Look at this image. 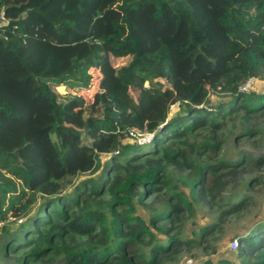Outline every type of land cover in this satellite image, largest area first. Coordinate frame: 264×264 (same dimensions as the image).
Here are the masks:
<instances>
[{
    "label": "trees",
    "instance_id": "16d2710c",
    "mask_svg": "<svg viewBox=\"0 0 264 264\" xmlns=\"http://www.w3.org/2000/svg\"><path fill=\"white\" fill-rule=\"evenodd\" d=\"M91 70L90 102L64 93L87 89ZM252 79H264V0H0L1 263L213 254L252 205L241 188L264 178V154L242 146L263 135ZM196 206L209 221L182 237ZM232 241L235 259L214 264H264V219Z\"/></svg>",
    "mask_w": 264,
    "mask_h": 264
},
{
    "label": "rangeland",
    "instance_id": "374dc122",
    "mask_svg": "<svg viewBox=\"0 0 264 264\" xmlns=\"http://www.w3.org/2000/svg\"><path fill=\"white\" fill-rule=\"evenodd\" d=\"M127 58H111V63L114 66L121 65L125 63ZM92 80L90 82V85L87 89H81L76 90L72 89L68 86H65L63 88L64 93L69 94H75L81 96L86 102H90L92 100L93 93L95 92L97 88V72L91 70ZM250 82V86L249 83ZM248 83L245 84L246 89H249L250 87L259 89L264 88V79H252ZM54 92L62 94L63 90L60 88V85L53 88ZM225 96H216L211 95L210 96V104H216L217 102L224 101ZM176 105H174L171 110H175ZM263 135L260 137L259 143L256 145H249V144H243L242 146H245L247 148L252 156H257L259 154H264V126L262 127ZM224 158L227 160H231L234 156L233 149L231 147L230 141L226 144V149L224 151ZM45 191H52L53 186L47 185L44 188ZM184 191L186 189H183ZM243 191H248L247 194L249 195V198L251 197L250 201L251 204L249 206V210L242 216L241 220L239 222H230V223H224L222 227V231L220 234H217L215 237H213L210 241V245H213L215 247V252L213 254H210L209 256L203 255L199 249L192 248L190 252L188 253H182L178 259L173 263H166V264H179L182 262L185 258L193 257L195 258L196 262H201V260L207 258L209 259L212 264L215 263L217 258H227L230 261H233L234 255L233 251L230 250L231 248V242L230 239L233 235V233H243L247 231L256 221H261L264 219V178L261 183V186L258 188H254L252 190H245L244 188H241ZM137 214L142 216L143 218H146V214L143 210L137 208ZM209 221V215L206 214L205 210L199 206H196V211L194 213V216L188 220L183 228L180 230V235L182 237L190 236L191 231L195 230L196 227L200 226L201 224H204L205 222ZM230 242V243H229ZM190 253H193V255H190ZM0 264L1 261H0Z\"/></svg>",
    "mask_w": 264,
    "mask_h": 264
},
{
    "label": "built area",
    "instance_id": "2783aa9c",
    "mask_svg": "<svg viewBox=\"0 0 264 264\" xmlns=\"http://www.w3.org/2000/svg\"><path fill=\"white\" fill-rule=\"evenodd\" d=\"M236 245L235 241L231 242V249H234ZM179 264H199V262H196L195 260H192L190 258H185L182 262H180Z\"/></svg>",
    "mask_w": 264,
    "mask_h": 264
}]
</instances>
